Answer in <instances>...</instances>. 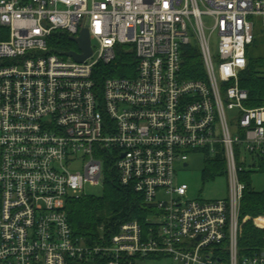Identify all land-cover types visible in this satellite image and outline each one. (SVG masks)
Returning a JSON list of instances; mask_svg holds the SVG:
<instances>
[{
    "label": "built area",
    "instance_id": "1",
    "mask_svg": "<svg viewBox=\"0 0 264 264\" xmlns=\"http://www.w3.org/2000/svg\"><path fill=\"white\" fill-rule=\"evenodd\" d=\"M256 17L264 26V0H0V264H264L240 250V174L264 159V104L241 85ZM84 28L86 60L53 51L55 33ZM120 45L135 76L98 83ZM194 151L225 159L226 198L188 199L176 166ZM107 161L153 212L88 244L66 207L104 185Z\"/></svg>",
    "mask_w": 264,
    "mask_h": 264
},
{
    "label": "trees",
    "instance_id": "2",
    "mask_svg": "<svg viewBox=\"0 0 264 264\" xmlns=\"http://www.w3.org/2000/svg\"><path fill=\"white\" fill-rule=\"evenodd\" d=\"M257 39L254 44H257ZM75 42L69 35L63 32L54 34L51 40V48L58 53L75 50ZM189 67L200 68L203 76V68L199 54H191ZM137 58L130 45H120L117 47L116 58L106 64L100 63L95 69V79L98 83L103 82L109 77H133L136 74ZM195 75H193L194 77ZM197 76V77H198ZM196 77V76H195ZM241 85L248 90L250 100L249 106H261L264 104V56H252L249 54V63L246 70L241 75ZM217 172L225 173L226 161L219 157L210 160ZM111 162H106L105 182L106 192L101 197L86 195L81 198H73L68 201L67 214L72 226L74 235L82 238L88 244H95L102 234L100 226H104L106 236L115 234L120 224L138 219L145 223L153 210L144 202L141 194L136 192L131 186L122 185L116 178L115 171L112 169ZM260 171L264 172V159L260 161ZM252 169L241 172L240 177L246 183V189L241 206V218L243 221V230L240 237L241 254H252L258 251H264V228L258 225H264V190L258 191L252 185ZM206 176V170L203 172ZM146 224V223H145ZM152 257H163L149 255L145 257L129 256L124 258L122 264H137V259ZM93 264H103L100 259ZM83 263V264H92Z\"/></svg>",
    "mask_w": 264,
    "mask_h": 264
},
{
    "label": "rangeland",
    "instance_id": "3",
    "mask_svg": "<svg viewBox=\"0 0 264 264\" xmlns=\"http://www.w3.org/2000/svg\"><path fill=\"white\" fill-rule=\"evenodd\" d=\"M258 20L256 26L257 44L253 45L249 54L252 56H264V26L262 25L261 18L256 17ZM95 44V40H93ZM75 50H79L75 43ZM204 154L194 151L189 154V164L184 166L182 163H177L176 166V180L179 184H187L188 199H205L214 200L226 198L229 193V180L227 173L217 172L214 164ZM206 170V176L203 172ZM251 173L252 185L258 190H264V172L258 169H252ZM106 187L100 185H87L85 191L88 195L101 197L106 192ZM70 264H83L79 262H71ZM93 264V263H92ZM137 264H178L168 256L163 257H150L145 259H137Z\"/></svg>",
    "mask_w": 264,
    "mask_h": 264
},
{
    "label": "water",
    "instance_id": "4",
    "mask_svg": "<svg viewBox=\"0 0 264 264\" xmlns=\"http://www.w3.org/2000/svg\"><path fill=\"white\" fill-rule=\"evenodd\" d=\"M70 39L77 44L79 50L67 51L65 52L67 56L73 58L75 61L82 62L92 55V40L88 28L82 29L78 37L70 36Z\"/></svg>",
    "mask_w": 264,
    "mask_h": 264
},
{
    "label": "crops",
    "instance_id": "5",
    "mask_svg": "<svg viewBox=\"0 0 264 264\" xmlns=\"http://www.w3.org/2000/svg\"><path fill=\"white\" fill-rule=\"evenodd\" d=\"M259 218H264V217L260 216V217L256 218V219H255L256 223H257V219H259ZM257 225H258V223H257ZM258 226L264 228V225H262V226H261V225H258Z\"/></svg>",
    "mask_w": 264,
    "mask_h": 264
}]
</instances>
